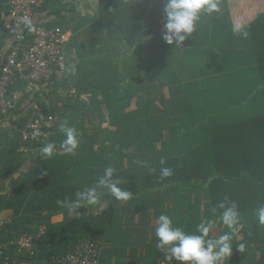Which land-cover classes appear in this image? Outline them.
Here are the masks:
<instances>
[{"label": "crops", "instance_id": "crops-1", "mask_svg": "<svg viewBox=\"0 0 264 264\" xmlns=\"http://www.w3.org/2000/svg\"><path fill=\"white\" fill-rule=\"evenodd\" d=\"M7 2L0 0V10ZM201 4L191 12L195 17L188 12L182 16L193 20L192 29L182 28L186 27L183 23L176 28L181 69L175 92L174 86L172 91L161 80L147 77L146 71L135 75L136 55L124 53L117 34L101 26L109 0H43L33 20L61 28L66 70L48 87L34 85L11 117L0 115L3 227L22 214L29 196L50 191L45 202L56 207L50 217L52 241L66 248L71 237L61 240L63 231L69 234L64 224L77 218L81 223L100 219L97 227L70 229L99 234V264H150L164 253L187 256L192 264H258L264 259V209L220 213L212 205L206 182H159L154 176L153 158L167 154L162 138L167 135L172 141L178 136L177 125H182L188 113L185 92L192 95L187 96L190 103L208 108L227 105L228 97L221 94L244 93L242 88L219 84L248 66L246 50L251 41L244 27L264 12V0H202ZM177 13L178 21L179 9ZM12 43L0 26V65ZM38 105L60 109V113L37 143L23 145L19 126ZM186 123L197 124V118ZM124 128L131 130L129 140L135 144L149 143L123 158L122 170L115 169L132 172L133 192L120 189L119 184L110 189L106 178L112 171L106 166V156ZM150 129L156 130V138ZM11 152L20 155L21 163L12 175H3ZM54 188H64L66 194L58 197L51 191ZM76 189L79 193L73 194Z\"/></svg>", "mask_w": 264, "mask_h": 264}, {"label": "trees", "instance_id": "trees-1", "mask_svg": "<svg viewBox=\"0 0 264 264\" xmlns=\"http://www.w3.org/2000/svg\"><path fill=\"white\" fill-rule=\"evenodd\" d=\"M201 1L109 0V8L102 16L101 26L110 27L117 34L116 38L123 46L124 53L136 55L133 57L135 75H144L146 71L147 77L161 80L171 90L174 86L176 92V87L180 84L177 74L181 69L180 41L176 37V28L182 27V23L186 26L182 28H193V20L189 22L182 16L200 9ZM177 9L180 10L178 21ZM191 16L195 17L192 13ZM200 16V20L204 19L203 14ZM244 29L251 41V46L246 50L250 54V62L244 70L240 69L246 74L243 75L242 71L237 70L232 74L238 76L225 78L226 80L219 84L224 87L242 88L244 93L221 94L220 96L228 97L227 105L208 108L201 103H190L187 98L192 95L185 92L188 113L182 125H177L179 135L176 134L172 141L168 140L167 135L162 138L164 140L162 149H166L167 154L158 153L159 155L153 158L156 167L154 176L157 181L206 182L212 205L224 214L264 209V12L258 13ZM146 47L152 50L145 51ZM124 53L120 55L121 59ZM144 63L147 64L146 70ZM120 64L122 65V61ZM148 64L151 68H148ZM122 77L126 79L124 73ZM185 86L183 83L182 87ZM172 95L174 98L176 93ZM38 107L47 114L60 113V109L54 107L50 109L40 105ZM16 111L17 109L5 116L9 118ZM29 115L19 126V130L23 128ZM195 118L197 124L186 123ZM209 121L212 123L208 124ZM47 131L43 130L42 133ZM130 131L124 128L120 132L106 156V166L108 170H112L106 176L110 189L119 184L120 189L134 191L132 172L119 173L115 169L120 170L123 167V158L144 150L145 147H149V143L146 141L135 144L129 140ZM150 132L153 133L152 137L156 138L154 134L156 130L150 129ZM150 136H147V139ZM19 141L23 145H30L23 143L20 136ZM171 150L178 153L174 155ZM20 163V155L11 152L5 161L3 175H12L18 170ZM54 189L51 191L58 197L66 194L64 188ZM49 193L50 191H46L29 196L22 204V214L0 231V246H4L15 242L21 234H37L41 226L45 227L43 235L34 239L32 256H15V247L11 246L8 249L7 253H10L16 263L21 260L29 264L35 260V264H59L54 260L56 257L77 251L84 242H95L99 245L98 233L81 234L83 232L75 230L73 233L70 229L77 226L97 227L100 225L98 223L100 219L81 223L77 218L71 223L64 224L62 227H67L69 234L66 235L63 231L61 240L71 237L70 241L65 243L66 248L61 249L60 242L52 241L55 235L51 234L53 227L50 217L56 214L54 210L56 207L45 202ZM78 193V189L73 192ZM38 200L40 204L37 203ZM78 244L80 245L76 247ZM258 264H264V259Z\"/></svg>", "mask_w": 264, "mask_h": 264}, {"label": "built area", "instance_id": "built-area-1", "mask_svg": "<svg viewBox=\"0 0 264 264\" xmlns=\"http://www.w3.org/2000/svg\"><path fill=\"white\" fill-rule=\"evenodd\" d=\"M43 0H8L0 10L1 29L13 39L5 61L0 65V115L15 110L19 101L30 95L34 85H50L52 79L65 72L62 30L58 26L34 23V11ZM73 94V93H72ZM57 121L56 115L34 106L20 130L23 143H37L43 130ZM3 224L0 223V231ZM45 232L41 226L37 234H21L15 242L0 246V264H16L7 251L15 247V256L33 255V243ZM100 246L84 242L77 251L56 257L59 264H99ZM150 264H192L189 257L176 253L158 255Z\"/></svg>", "mask_w": 264, "mask_h": 264}]
</instances>
